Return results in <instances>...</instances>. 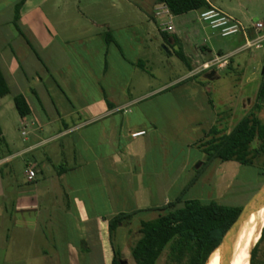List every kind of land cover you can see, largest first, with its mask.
Returning <instances> with one entry per match:
<instances>
[{"label": "crops", "instance_id": "1", "mask_svg": "<svg viewBox=\"0 0 264 264\" xmlns=\"http://www.w3.org/2000/svg\"><path fill=\"white\" fill-rule=\"evenodd\" d=\"M106 1L27 0L17 27L21 0H0V68L9 96H24L32 118L31 133H21L32 143L28 149L18 150L9 133H0L1 263L85 264L96 258L99 264H112L115 251L135 262L132 249L128 254L132 226L149 222L144 216L159 219L164 214L159 210L174 203L192 182L177 192L170 172L151 167L149 141L155 128L150 129L142 114H136L138 121L132 119L130 109L167 89L151 90L149 76L153 66L164 64V51L198 60L195 69L187 66L190 75L177 82L208 73L203 67L210 61L199 59L207 48L197 45L192 30L200 22L190 18L194 12L173 16L158 0ZM206 2L209 9L252 29L251 36L254 26L264 23V0ZM174 21H180L179 27ZM200 28L205 30L204 25ZM109 36L114 42H108ZM21 119L25 125L27 118ZM140 132L146 135L133 137ZM55 141H65L73 159L61 174L48 170L63 183L61 192L53 179L41 191L38 178L45 174L39 162L27 164L37 174L29 182L26 173L27 187L13 177L6 183V176H14L11 163ZM219 163L231 162L210 165ZM229 179L224 171L209 179L215 200L225 199ZM131 213L136 214L132 221L112 240L110 220Z\"/></svg>", "mask_w": 264, "mask_h": 264}, {"label": "rangeland", "instance_id": "2", "mask_svg": "<svg viewBox=\"0 0 264 264\" xmlns=\"http://www.w3.org/2000/svg\"><path fill=\"white\" fill-rule=\"evenodd\" d=\"M190 18L199 20V13L194 12ZM261 19L264 20V17ZM173 24L179 27L180 21H174ZM192 26L193 32L197 33V36L195 35L197 45L207 48L203 54L199 53V59L211 61L216 56L227 57L232 54L233 58L229 61V66L210 70L218 72L219 79L214 81L206 79L204 73L205 75L193 76L189 82H177L184 76L190 75L187 66L195 69L198 60L195 55L188 53L178 58L164 51L162 55L164 64L161 67L158 64L156 67L153 66V69L149 70V76L153 83L151 90L159 89L164 85L168 87L163 93L148 97L140 105L130 109L131 117L136 120V114H142L146 117L145 123L150 125V129L155 128L150 135L148 162L153 163L150 165L158 173H163L164 170L170 172V180L177 181V192L185 188L191 179L199 178L196 185L186 193L185 201L195 200L206 205L216 201L220 205L244 208L264 185V153L257 157L254 166L245 167L233 162L204 166L208 156L197 146L207 143L214 137L211 135L213 128L230 134L240 122L253 115L264 124V105H259L258 100L264 73V48L243 51L246 39L242 33L222 38L206 27L202 30L201 26L199 28ZM3 104L5 108H1ZM31 121L32 118L27 117L26 124L22 123L12 96L0 99V129L9 133L10 140L20 146L18 150L28 149L32 144L26 143L21 135L24 129L27 133H31ZM60 144H63L64 148ZM257 146L260 148L261 144ZM69 149L65 141H55L37 151L26 153L11 163L15 170L14 176H6V183L10 184L13 177L20 186L27 187L25 184L27 164L39 162L44 176L47 177V179L44 176L38 178L43 192L49 184L47 180L54 178L55 175L52 173L55 170L61 171L72 165L73 159L69 158ZM0 150H3V146H0ZM49 168L52 173L48 171ZM3 169L7 174L6 167L3 166ZM223 171L230 177L229 190L226 191L224 200L217 201L209 179ZM34 172L36 173L35 170ZM53 182L58 183L57 191L61 192L63 183L60 179L55 177ZM141 219L150 221L153 218L144 216ZM128 234L129 254L130 249H133L142 238L140 223L132 226L131 234L129 232ZM255 247L249 255L247 264H251ZM95 259H90L85 264H99ZM121 259L125 264H136L128 261L126 257ZM258 261L264 264V243L260 247ZM0 264L13 263L0 262ZM159 264H170L169 251L164 253Z\"/></svg>", "mask_w": 264, "mask_h": 264}, {"label": "trees", "instance_id": "3", "mask_svg": "<svg viewBox=\"0 0 264 264\" xmlns=\"http://www.w3.org/2000/svg\"><path fill=\"white\" fill-rule=\"evenodd\" d=\"M26 2L27 0H21L16 7L17 27L21 10ZM158 2L166 6L175 17L209 9L206 0H158ZM108 42H114L112 36H109ZM179 57L183 56L179 55ZM10 94L8 81L0 68V98H6ZM258 100L259 105H264V73ZM14 103L21 118L31 115L30 106L24 96H16ZM211 135L214 137L210 141L197 146L208 156V162L204 166L216 160L234 161L244 166H252L254 160L264 153V124L255 115L245 118L230 134L213 128ZM259 143L260 148L257 146ZM198 179L195 177L174 203L159 210L164 213L159 219L141 224L142 238L132 249L136 264H159L166 251H169L170 264H207L224 236L239 218L243 208L228 207L216 202L206 205L195 200L185 201L186 193L196 185ZM135 215V213L120 214L110 220L109 230L112 240L118 229L129 224ZM263 243L264 229L262 238L253 251L251 264H260L258 258ZM114 254L112 264H121V253L115 251Z\"/></svg>", "mask_w": 264, "mask_h": 264}, {"label": "built area", "instance_id": "4", "mask_svg": "<svg viewBox=\"0 0 264 264\" xmlns=\"http://www.w3.org/2000/svg\"><path fill=\"white\" fill-rule=\"evenodd\" d=\"M199 22L208 28L213 33L221 36L222 38H229L242 33L246 38V44L243 51L248 50H261L264 48V23H258L254 26V36L250 35L252 29L245 27L242 23L235 20L226 13L216 9L210 8L199 13ZM168 32H172L173 28H167ZM233 56L219 57L216 56L209 63L204 65L203 72L210 71L214 68L224 69L230 64ZM146 132L134 134V138L143 137ZM36 178V173L33 169L28 171V181L33 182Z\"/></svg>", "mask_w": 264, "mask_h": 264}, {"label": "bare ground", "instance_id": "5", "mask_svg": "<svg viewBox=\"0 0 264 264\" xmlns=\"http://www.w3.org/2000/svg\"><path fill=\"white\" fill-rule=\"evenodd\" d=\"M264 229V205L246 222L230 245L229 264H247L249 255L258 244ZM207 264H221L220 255L214 254Z\"/></svg>", "mask_w": 264, "mask_h": 264}, {"label": "water", "instance_id": "6", "mask_svg": "<svg viewBox=\"0 0 264 264\" xmlns=\"http://www.w3.org/2000/svg\"><path fill=\"white\" fill-rule=\"evenodd\" d=\"M206 79L214 81L219 79L218 72L213 70L206 74ZM264 205V185L262 188L252 197V199L243 208L237 221L232 225L227 234L224 236L219 247L214 251L212 256L216 253L220 255L221 264H229V251L232 239L238 235L246 222ZM211 256V257H212ZM210 257V258H211ZM210 260V259H209ZM121 264H125L122 262Z\"/></svg>", "mask_w": 264, "mask_h": 264}]
</instances>
